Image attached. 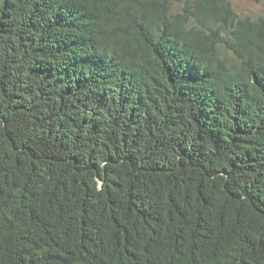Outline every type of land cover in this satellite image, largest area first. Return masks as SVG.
<instances>
[{
    "label": "trees",
    "instance_id": "16d2710c",
    "mask_svg": "<svg viewBox=\"0 0 264 264\" xmlns=\"http://www.w3.org/2000/svg\"><path fill=\"white\" fill-rule=\"evenodd\" d=\"M0 264H264V12L0 0Z\"/></svg>",
    "mask_w": 264,
    "mask_h": 264
},
{
    "label": "rangeland",
    "instance_id": "374dc122",
    "mask_svg": "<svg viewBox=\"0 0 264 264\" xmlns=\"http://www.w3.org/2000/svg\"><path fill=\"white\" fill-rule=\"evenodd\" d=\"M234 10L241 16L256 18L264 12V5L258 0H231Z\"/></svg>",
    "mask_w": 264,
    "mask_h": 264
}]
</instances>
